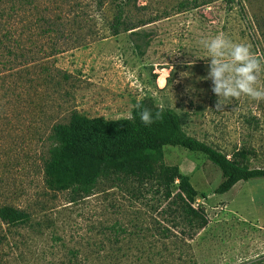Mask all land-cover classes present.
I'll use <instances>...</instances> for the list:
<instances>
[{
    "label": "rangeland",
    "instance_id": "374dc122",
    "mask_svg": "<svg viewBox=\"0 0 264 264\" xmlns=\"http://www.w3.org/2000/svg\"><path fill=\"white\" fill-rule=\"evenodd\" d=\"M118 3L0 0V207L29 216L0 221V264H264V179L215 194L220 171L201 153L165 147L162 162L188 177L203 229L152 181L101 177L87 196L45 185L53 126L74 112L129 118L142 100L229 157L252 150L250 166L264 168V100L216 110L202 43L223 34L264 55V0H133L121 13L133 29L114 35Z\"/></svg>",
    "mask_w": 264,
    "mask_h": 264
},
{
    "label": "trees",
    "instance_id": "16d2710c",
    "mask_svg": "<svg viewBox=\"0 0 264 264\" xmlns=\"http://www.w3.org/2000/svg\"><path fill=\"white\" fill-rule=\"evenodd\" d=\"M109 0H98L103 3ZM118 1V12L113 22L116 35L125 26L122 8L133 0ZM151 109L153 122L145 125L134 107L129 118L104 120L72 113L66 124H56L51 130V147L43 164L44 183L56 192L70 190L87 196L101 177L122 176L146 185L152 181L157 193L175 206V213L193 230L203 229L208 219L202 208H195L197 193L188 177L179 176L176 167L162 162L165 147H180L192 153L203 154L221 174L215 194L229 192L237 183L264 179V168L250 166L252 150H236L230 157L213 147L186 135L178 115L168 108H156L150 102H138ZM136 104V105H137ZM135 105V106H136ZM159 112L160 118L155 114ZM178 181V182H177ZM177 182V183H176ZM176 185V192L173 186ZM0 221L20 225L29 221L27 213L10 206L0 207Z\"/></svg>",
    "mask_w": 264,
    "mask_h": 264
},
{
    "label": "clouds",
    "instance_id": "9594fccd",
    "mask_svg": "<svg viewBox=\"0 0 264 264\" xmlns=\"http://www.w3.org/2000/svg\"><path fill=\"white\" fill-rule=\"evenodd\" d=\"M202 43L212 64L209 76L203 79H213V91L217 94L216 110H222L228 102L241 97L264 100V86L259 84L260 75L264 72V55L258 56L250 45L233 42L223 34ZM135 107L139 110L140 121L150 125L153 122L151 109L140 104ZM155 118H160L159 112Z\"/></svg>",
    "mask_w": 264,
    "mask_h": 264
}]
</instances>
